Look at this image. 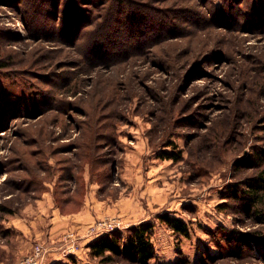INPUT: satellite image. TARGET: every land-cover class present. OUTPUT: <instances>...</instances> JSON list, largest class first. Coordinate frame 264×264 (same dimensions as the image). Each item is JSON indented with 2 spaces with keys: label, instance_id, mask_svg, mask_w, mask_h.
Returning <instances> with one entry per match:
<instances>
[{
  "label": "rangeland",
  "instance_id": "rangeland-1",
  "mask_svg": "<svg viewBox=\"0 0 264 264\" xmlns=\"http://www.w3.org/2000/svg\"><path fill=\"white\" fill-rule=\"evenodd\" d=\"M141 223L148 264H264V0H0V261L138 264L89 244Z\"/></svg>",
  "mask_w": 264,
  "mask_h": 264
},
{
  "label": "trees",
  "instance_id": "trees-1",
  "mask_svg": "<svg viewBox=\"0 0 264 264\" xmlns=\"http://www.w3.org/2000/svg\"><path fill=\"white\" fill-rule=\"evenodd\" d=\"M166 153V152H165ZM163 157V159H178L180 156ZM159 219L174 233L188 237L189 231L186 224L177 218L170 217L168 214H163ZM151 225L149 223H141L129 229L124 241L122 235L118 232L109 233L100 236L97 240L89 244L91 255L97 259H108L110 255L126 254L138 264H148V260L153 257L152 245L150 243ZM257 242L264 247V235L259 236ZM110 254V255H107ZM76 264L71 259V263Z\"/></svg>",
  "mask_w": 264,
  "mask_h": 264
},
{
  "label": "built area",
  "instance_id": "built-area-1",
  "mask_svg": "<svg viewBox=\"0 0 264 264\" xmlns=\"http://www.w3.org/2000/svg\"><path fill=\"white\" fill-rule=\"evenodd\" d=\"M101 227H105V224H101ZM110 229H113V224H109ZM94 229V228H93ZM44 248L38 244L34 247L32 253L27 258V264H41L44 258Z\"/></svg>",
  "mask_w": 264,
  "mask_h": 264
},
{
  "label": "crops",
  "instance_id": "crops-1",
  "mask_svg": "<svg viewBox=\"0 0 264 264\" xmlns=\"http://www.w3.org/2000/svg\"><path fill=\"white\" fill-rule=\"evenodd\" d=\"M81 212H82V210H81L79 213H77V214H75V215H72V216L77 217V215H79ZM85 214H86V212L84 213V216H85ZM84 216H83V217H84ZM83 217H77V218L79 219V220L77 221V223L80 222V221L82 220ZM77 227H79V226H77ZM52 229H53V228H51V230H52ZM2 262H3V261H0V264H2Z\"/></svg>",
  "mask_w": 264,
  "mask_h": 264
},
{
  "label": "bare ground",
  "instance_id": "bare-ground-1",
  "mask_svg": "<svg viewBox=\"0 0 264 264\" xmlns=\"http://www.w3.org/2000/svg\"><path fill=\"white\" fill-rule=\"evenodd\" d=\"M69 256V255H68Z\"/></svg>",
  "mask_w": 264,
  "mask_h": 264
}]
</instances>
